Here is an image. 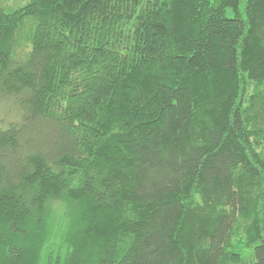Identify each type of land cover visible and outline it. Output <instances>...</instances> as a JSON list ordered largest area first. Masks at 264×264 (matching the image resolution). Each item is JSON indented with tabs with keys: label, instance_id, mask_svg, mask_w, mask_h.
Instances as JSON below:
<instances>
[{
	"label": "trees",
	"instance_id": "16d2710c",
	"mask_svg": "<svg viewBox=\"0 0 264 264\" xmlns=\"http://www.w3.org/2000/svg\"><path fill=\"white\" fill-rule=\"evenodd\" d=\"M17 1L0 264H264V0Z\"/></svg>",
	"mask_w": 264,
	"mask_h": 264
},
{
	"label": "rangeland",
	"instance_id": "374dc122",
	"mask_svg": "<svg viewBox=\"0 0 264 264\" xmlns=\"http://www.w3.org/2000/svg\"><path fill=\"white\" fill-rule=\"evenodd\" d=\"M18 1L20 2L21 0H18ZM18 1H17V2H18ZM14 2H15V0H6L5 4H6V5H10V6H12V4H14ZM15 3H16V2H15ZM17 51H20V49L17 48ZM4 112H5V111H0V119L2 118V115L5 114Z\"/></svg>",
	"mask_w": 264,
	"mask_h": 264
}]
</instances>
